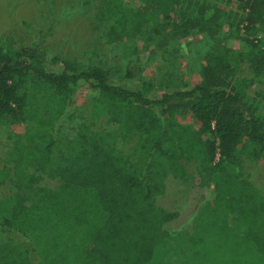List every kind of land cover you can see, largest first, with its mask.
Instances as JSON below:
<instances>
[{"label":"trees","instance_id":"16d2710c","mask_svg":"<svg viewBox=\"0 0 264 264\" xmlns=\"http://www.w3.org/2000/svg\"><path fill=\"white\" fill-rule=\"evenodd\" d=\"M228 1L240 15L212 0H100L93 19L107 26V43L128 44L123 56L136 53L149 23L208 38L198 83L159 96L110 83L99 67L0 45V127L28 126L0 166V187L16 189L0 198V231L22 236L0 242V264H148L169 240L185 264H264V194L242 175L244 163L264 160V123L230 88L242 63L264 74V0ZM82 85L89 105L71 107ZM103 118L108 128L94 131ZM190 160L213 192L193 232L170 238L163 226L176 214L155 198ZM43 176L59 185L37 186Z\"/></svg>","mask_w":264,"mask_h":264},{"label":"rangeland","instance_id":"374dc122","mask_svg":"<svg viewBox=\"0 0 264 264\" xmlns=\"http://www.w3.org/2000/svg\"><path fill=\"white\" fill-rule=\"evenodd\" d=\"M217 1L212 0L237 16L240 15L235 3L230 0L229 3L225 2L227 0ZM125 2L133 4L136 0ZM99 5L100 0H0V45L12 49L35 47L41 59L59 56L79 70L87 66L99 67L107 72L110 83L142 91L148 97L191 89L198 83L201 57L210 45L206 36L193 33L182 38L173 34L170 27L149 23L144 26L141 38L136 42V53L123 56L128 44L107 43L102 37L107 26L97 24L93 19ZM230 88L252 109L254 116L264 123V74L254 77L248 64L242 63ZM88 99L87 87L82 85L69 104L83 109V104L89 105ZM70 111L67 109L68 113L62 119L61 126L64 128L70 124L67 120ZM180 122L198 128L190 116L182 117ZM27 128L24 124L0 127V166H10L6 160L12 139L16 135L22 137ZM105 128L108 126L104 118L92 127L94 131ZM134 142L135 137H132L118 146L125 152ZM184 170L183 178L167 176L163 194L155 198L157 207L176 214L163 226L170 238L180 239L193 232L195 219L213 192L212 177L202 171L197 160L185 162ZM242 175L264 194V160L244 163ZM58 185V180L45 176L37 183V186L49 189ZM14 193L16 189L10 183L0 187V198ZM28 197L27 205L31 202V196ZM227 223L232 232L242 231L231 220V216ZM21 237V234L12 235L0 231V242ZM174 243L169 240L158 248L148 264H185L177 258Z\"/></svg>","mask_w":264,"mask_h":264}]
</instances>
